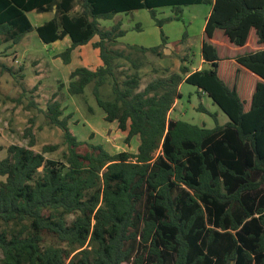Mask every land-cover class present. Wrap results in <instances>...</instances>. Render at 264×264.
Instances as JSON below:
<instances>
[{"label": "trees", "instance_id": "16d2710c", "mask_svg": "<svg viewBox=\"0 0 264 264\" xmlns=\"http://www.w3.org/2000/svg\"><path fill=\"white\" fill-rule=\"evenodd\" d=\"M200 3L212 5L202 44L206 66L191 71L182 64L142 89V63L116 48L126 32L121 22L107 28L100 19L147 8L162 27L158 7L181 19L184 6ZM54 8L36 27L28 16ZM34 29L48 44L71 38L58 54L66 64L76 47L99 37L93 46L103 65L75 68L68 91L83 94L93 84L104 119L117 121L126 144L137 138L138 147L111 152L80 140L70 127L73 113L64 115L55 95L46 117L63 131V159L45 156L59 144L32 149L31 127L29 146L12 144L0 159V221L14 225L0 226L1 264H264V0H0V46ZM125 61L132 67L120 79ZM183 82L229 120L209 128L171 118ZM84 145L89 149L81 151ZM49 236L59 243L44 246Z\"/></svg>", "mask_w": 264, "mask_h": 264}, {"label": "rangeland", "instance_id": "374dc122", "mask_svg": "<svg viewBox=\"0 0 264 264\" xmlns=\"http://www.w3.org/2000/svg\"><path fill=\"white\" fill-rule=\"evenodd\" d=\"M210 9L211 6L204 3L185 6L182 12L183 19L176 20L171 19L172 11L169 8H161L158 15L164 19L162 27L152 18L147 8L129 14L121 13L113 19H102L100 23L103 27L110 28L116 23V19H120L126 32L117 45L131 51L132 59L142 63V85H145L158 75L180 71L179 63L184 54L188 55L187 61L192 62L189 63L192 67H199L202 64L204 26ZM55 13V10L46 13L31 11L28 15L38 26ZM138 24L141 25V30L136 28ZM128 45L160 46L161 53L141 52L126 47ZM60 46L44 43L36 29L26 34L24 40L16 46L9 47L8 43L0 46V159L7 156L8 147L12 144L29 146L31 137L26 134L28 127L32 128L36 141L32 149L41 151L44 145L59 144L58 150L46 153L45 156L53 159L63 157V153L67 151L63 131L51 125L46 117L47 105L55 95V99H58L64 108V115L73 113L69 119L70 127L80 140L103 143L111 152L122 150L135 152L138 147L137 138L132 140L131 146L127 145L125 134L118 129L117 121L108 122L103 118V110L93 94V84L86 87L82 96L70 95L67 91L66 85L71 80L69 72L78 66L76 61L78 58L76 57L71 64H65L62 58L56 63L57 56H52ZM166 51L172 52L167 55ZM3 65L13 68L15 73L3 68ZM131 65L130 61H125V65L118 69L120 79L125 75L123 71L127 67H132ZM151 68L153 71H150ZM35 86L36 89H33ZM180 91L182 97L170 112L171 118L209 128L218 123L225 124L229 120L226 113L209 96L199 92L197 86L183 82ZM104 92V97L109 96L110 87L106 86ZM201 105L207 112L198 109ZM31 118L34 122L30 121ZM87 149H89L87 145L80 147L81 151ZM5 181L6 177L0 175V186ZM73 218L74 215L69 216V220ZM0 226L8 229L14 225H6L0 221ZM57 243L59 241L56 238L49 236L45 238L43 244L46 246ZM142 250L141 245L140 252ZM2 262L3 254L0 252V264Z\"/></svg>", "mask_w": 264, "mask_h": 264}, {"label": "crops", "instance_id": "0c3cea01", "mask_svg": "<svg viewBox=\"0 0 264 264\" xmlns=\"http://www.w3.org/2000/svg\"><path fill=\"white\" fill-rule=\"evenodd\" d=\"M200 4H203V3H200ZM192 5H194V4H192ZM210 6H211V9H210V11H209V13H208V16L210 15V13H211V10H212V5L211 4H209ZM187 6H189V5H187ZM161 8H169L171 11H172V15H171V19H176L177 20V18H176V14L173 12V10H172V8L171 7H169V6H163V7H158L157 8V14H158V11L161 9ZM183 8H185V6L183 7ZM54 10L56 11V9L54 8ZM137 10H139V9H137ZM78 11H80V6L79 5H77L75 8H74V11L73 12H78ZM135 11V10H134ZM31 12V11H30ZM44 13H46V12H44ZM130 13V12H129ZM129 13H125V14H129ZM28 14H29V12H28ZM118 14H121V13H118ZM118 14H116V15H118ZM116 15L113 17V18H115L116 17ZM29 16V15H28ZM208 16H207V18H208ZM53 17V16H52ZM51 17V18H52ZM158 17H159V15H158ZM30 18V17H29ZM50 17L48 18V19H44L45 21H47V20H49V19H51ZM113 18H110V19H113ZM160 18V17H159ZM207 18H206V21H207ZM183 18H181V19H178V20H182ZM102 19H100V21H101ZM105 20H108V19H105ZM117 21H116V23L117 22H119L120 21V19H116ZM32 21V20H31ZM44 21V22H45ZM43 22V23H44ZM33 23V22H32ZM43 23H41V24H43ZM122 23V22H121ZM41 24H39V25H41ZM206 24V23H205ZM33 25L36 27L37 25H35L34 23H33ZM121 27H122V25H121ZM136 28H137V25H136ZM204 28H205V26H204ZM138 29V28H137ZM142 29V27H141V25H140V29H138V30H141ZM26 36V35H25ZM24 36V37H25ZM125 36V34L123 35V36H121V37H119L118 38V42H119V40L122 38V37H124ZM24 37H23V39L21 40V41H23L24 40ZM99 39V37L98 36H95L93 39H92V41H90L89 43H87V44H84V45H80V46H78V47H76L74 50H73V52H72V60H71V62L70 63H68V64H71L74 60H76V57L78 58L76 61H77V67H80V66H84V67H87V68H89V69H91V70H96V69H98L100 66H102L103 65V61H102V59H101V57H100V50H99V48H96V47H94L93 46V42L94 41H97ZM20 41V42H21ZM19 42V43H20ZM19 43H17V44H19ZM71 43H72V40H71V38L69 37V36H65L63 39H59V40H56V41H54V42H52V43H49V44H54V45H56V46H59V45H61L60 47H58L55 51H54V55L52 56V57H54V56H57L56 57V59H55V61H56V63L57 62H59V61H61L60 60V58L61 57H59L58 56V54L59 53H61L62 51H64L68 46H70L71 45ZM17 44H15L14 46H16ZM46 44H48V43H46ZM86 45V46H85ZM129 46H133V45H128V46H126V47H129ZM84 47H86V49L84 48ZM125 47V48H126ZM116 48H119L118 47V45H116ZM123 47H120V49H122ZM85 49V50H84ZM172 51H166L165 52V54H167V55H169L170 53H171ZM158 54L159 53H161V51H160V49H159V51L157 52ZM202 55V54H201ZM183 57L182 58H185V61H182L181 60V62L179 63V68H180V66L182 65V64H185V65H187V66H189V68H190V70L191 71H195V70H199V69H201V68H203L204 66H206V62L204 61V59L203 58H201V65L199 66V67H192L191 65H189V63H192V62H188L187 60V58H188V55L187 54H184V55H182ZM42 61V60H41ZM64 62V61H63ZM41 64V62L39 63V65ZM66 64V63H65ZM58 65V64H57ZM124 65H125V62H124ZM123 65V66H124ZM122 66V67H123ZM76 67V68H77ZM120 68V67H119ZM118 68V69H119ZM75 69V68H74ZM74 69H71V71L69 72L70 74H71V72L74 70ZM126 69H128V67L126 68ZM150 71H153V69L151 68L150 69ZM155 71H157V72H159L158 70H156L155 69ZM140 72H141V75H142V65H141V68H140ZM163 75V74H162ZM158 76H161V75H158ZM158 76H156V77H158ZM156 77H154V78H156ZM152 80V79H151ZM70 82V81H69ZM148 83V82H147ZM146 83V84H147ZM146 84L145 85H142L141 87H142V89L146 86ZM90 85H92V84H90ZM108 86V85H107ZM68 87H69V83H68V85H66V89H67V91H68ZM106 87V86H105ZM105 87H103L102 88V91L104 92V89H105ZM69 92V91H68ZM102 92V93H103ZM85 94V92L83 93V94H77V96H82V95H84ZM203 95H206V94H204V93H202ZM70 95H72V94H70ZM180 99V98H179ZM179 99H177L176 100V103L174 104V107L179 103ZM97 102V101H96ZM174 107H173V109H174ZM173 111V110H172ZM102 116H103V118H104V116H105V113H104V111H103V114H102ZM106 121V120H105ZM109 122V121H108ZM114 122V121H113Z\"/></svg>", "mask_w": 264, "mask_h": 264}]
</instances>
